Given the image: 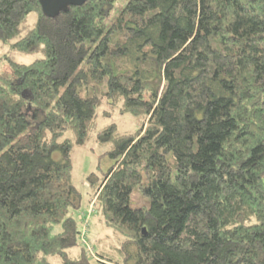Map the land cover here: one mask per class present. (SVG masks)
Wrapping results in <instances>:
<instances>
[{
  "label": "trees",
  "instance_id": "16d2710c",
  "mask_svg": "<svg viewBox=\"0 0 264 264\" xmlns=\"http://www.w3.org/2000/svg\"><path fill=\"white\" fill-rule=\"evenodd\" d=\"M0 45L40 55L0 57V264H264V0H0Z\"/></svg>",
  "mask_w": 264,
  "mask_h": 264
},
{
  "label": "rangeland",
  "instance_id": "374dc122",
  "mask_svg": "<svg viewBox=\"0 0 264 264\" xmlns=\"http://www.w3.org/2000/svg\"><path fill=\"white\" fill-rule=\"evenodd\" d=\"M3 56H6L14 60L28 62L40 55H38V53H34V54L23 53L10 48V45H0V57ZM111 121H116L119 124L121 130H134L140 122V120L133 115L120 114L114 112L111 116L108 117L99 116L98 128L104 126L105 124ZM67 135L73 138V133L70 130L67 131ZM105 150L106 147L99 145V143L94 138L85 142L84 145H77L75 148L72 157L73 165H74V181L83 191L85 198H86V192L88 190V182L86 180L87 174L91 171H97L101 173L102 171L106 170L112 163V160L110 158L102 155ZM131 204L134 207L144 206V205L148 206L149 205L148 197L145 196L140 189H137L133 193ZM86 206H88V208H91L93 206L92 209L96 212V207H97L96 198H93L91 199V201H87V202L85 199V202L83 204L84 211L88 210L87 208H85ZM90 225L94 227L92 228L93 229L92 232L94 233L99 232L102 242L104 243L103 244L101 242L100 245L104 249L108 250V253L111 252L116 256L120 257L121 255H119V250L117 248L120 246V241L116 238L114 232L110 228L108 229L111 234L108 231H106L105 227L103 226V223L97 219L96 215L91 216ZM107 235L109 237H107ZM86 240L88 241L87 237ZM88 243H89L88 248L89 249L92 248L93 243H91L90 241H88ZM129 250H131L132 252H136V247L132 246Z\"/></svg>",
  "mask_w": 264,
  "mask_h": 264
},
{
  "label": "water",
  "instance_id": "95a60500",
  "mask_svg": "<svg viewBox=\"0 0 264 264\" xmlns=\"http://www.w3.org/2000/svg\"><path fill=\"white\" fill-rule=\"evenodd\" d=\"M86 0H40L43 11L49 15L54 16L60 11L65 10L70 5H81ZM145 232V228L143 230Z\"/></svg>",
  "mask_w": 264,
  "mask_h": 264
},
{
  "label": "built area",
  "instance_id": "2783aa9c",
  "mask_svg": "<svg viewBox=\"0 0 264 264\" xmlns=\"http://www.w3.org/2000/svg\"><path fill=\"white\" fill-rule=\"evenodd\" d=\"M90 205H92V204H90ZM93 207V206H92ZM92 207L91 208H88V217L93 213V209H92ZM88 217H87V219H88ZM86 219V220H87ZM87 227H86V223H85V225L83 226V230H82V241H83V243H85L86 244V246L88 247L89 246V243H88V241L86 240V234H87Z\"/></svg>",
  "mask_w": 264,
  "mask_h": 264
}]
</instances>
